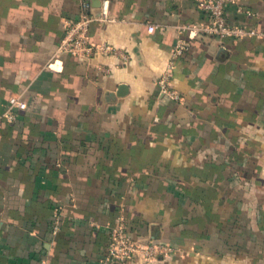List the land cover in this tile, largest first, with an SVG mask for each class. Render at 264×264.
<instances>
[{"label": "crops", "instance_id": "obj_1", "mask_svg": "<svg viewBox=\"0 0 264 264\" xmlns=\"http://www.w3.org/2000/svg\"><path fill=\"white\" fill-rule=\"evenodd\" d=\"M83 1L0 0V264H102L119 215L175 248L122 264H264V0L226 4L236 39L201 36L197 0H107L92 37L125 63L56 52Z\"/></svg>", "mask_w": 264, "mask_h": 264}, {"label": "built area", "instance_id": "obj_2", "mask_svg": "<svg viewBox=\"0 0 264 264\" xmlns=\"http://www.w3.org/2000/svg\"><path fill=\"white\" fill-rule=\"evenodd\" d=\"M234 0H197L196 6L202 12L203 20L194 27L201 36H215L218 39L243 38L256 33L250 25L229 21L225 14L226 4ZM241 8H239L240 10ZM247 14L249 10H245ZM100 16L96 17L89 2L84 0L77 18L65 19L62 24L63 33L56 46V52L67 54L79 59H89L97 55H112L118 58L121 63L128 59L125 48L116 46L107 41H96L92 37L91 25L98 18L107 19L108 1L102 0L100 5ZM189 27L187 24L181 29ZM149 31L154 30L153 24H148ZM189 46L188 39L178 36L166 67L158 78V84L163 92L178 98L177 93L168 86V79L172 74L175 59L181 55ZM26 106L25 101L18 95H10L2 117L6 120H13L16 112ZM56 230L57 225L53 226ZM175 251L174 246L168 242L154 240L147 236H134L124 219L119 215L116 221L110 225L108 242L105 253L101 257L102 264H122L124 262L139 259L148 263L159 257L170 255Z\"/></svg>", "mask_w": 264, "mask_h": 264}, {"label": "water", "instance_id": "obj_3", "mask_svg": "<svg viewBox=\"0 0 264 264\" xmlns=\"http://www.w3.org/2000/svg\"><path fill=\"white\" fill-rule=\"evenodd\" d=\"M93 14L96 16L95 12L93 11ZM126 91V86L124 84H121L117 90L118 94H122Z\"/></svg>", "mask_w": 264, "mask_h": 264}]
</instances>
